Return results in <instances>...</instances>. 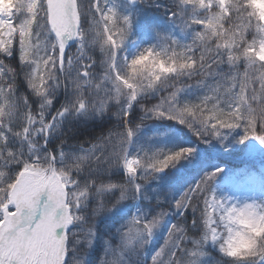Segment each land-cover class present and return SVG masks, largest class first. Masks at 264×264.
I'll return each mask as SVG.
<instances>
[{"label":"snow or ice","instance_id":"6c2138e0","mask_svg":"<svg viewBox=\"0 0 264 264\" xmlns=\"http://www.w3.org/2000/svg\"><path fill=\"white\" fill-rule=\"evenodd\" d=\"M149 3L160 7L157 0H128L126 13L108 0H5L0 5V56L17 54L18 43L20 64L30 66L24 81L31 92L20 98L19 120L5 119L15 105L6 111L0 107V264H86L97 218L126 207L124 201L147 198L149 181L195 152L144 151L129 158L139 124L109 134L115 150L102 167L87 165L95 146L80 156L53 149L51 141L67 115V108L53 113L55 93L66 91L74 77L102 85L103 111L112 101L121 104L118 115L125 125L141 96L162 89L159 103L143 109V120H175L201 143L225 149L234 133L235 143L256 141L264 147V0H172L168 20L181 34L191 30V42L157 33V44L129 60L121 50L133 32L131 9ZM212 39L214 51L203 43ZM72 43L75 51H68ZM97 50L106 52V59L98 60ZM185 76L196 77L195 85L204 89L194 102L180 100L191 86L180 83ZM15 78V70L0 61V82ZM6 95H15L14 86L0 87V98ZM32 97L39 98L38 109ZM79 107L85 109L83 101ZM120 168L125 176L114 182L111 174ZM222 172L206 173L157 211L158 197L151 215L141 212L121 224L118 243L104 241L98 264H127L128 253L142 254L170 208L181 219L169 226L150 264H201L209 244L219 247L226 264H264V180L258 199L241 201L217 190ZM189 209L195 238L184 222Z\"/></svg>","mask_w":264,"mask_h":264},{"label":"trees","instance_id":"16d2710c","mask_svg":"<svg viewBox=\"0 0 264 264\" xmlns=\"http://www.w3.org/2000/svg\"><path fill=\"white\" fill-rule=\"evenodd\" d=\"M3 1L5 3V0ZM12 2L13 0H7L8 4ZM157 3L160 7H155L151 5V3L145 5L147 11L150 10L157 15L152 16L144 12L140 14L139 22L134 23L133 35L126 41L124 48L121 50V54L136 38H140L141 44L140 49L134 50L136 54L144 47L152 45V37L155 36L154 33L158 30L159 24H161L163 20L168 19L166 10L171 7L172 0H157ZM108 4L120 11L118 8L120 5L119 0H108ZM255 23L256 21L253 20V24ZM14 47L17 50V54L6 57V61L19 71L23 66L19 62L18 43H15ZM68 51H75V44L70 45ZM94 55L97 56L98 60L101 59V55L98 52L94 53ZM97 71L102 73V67L98 65ZM184 79L187 82V77ZM17 93H24L25 96H31V92L27 88L22 75L17 78ZM203 93L204 89L197 87L195 84H191V86L181 94L180 100L182 102H194L198 97L202 96ZM163 95H165V92L161 89L141 96L139 100L132 105L127 125L122 122V119L118 115L121 111V104L116 103L110 104L108 111L104 115L98 117L82 115L73 117L71 114H68L62 119L59 132L55 139L51 141V147L55 149L60 144V140L64 139L66 143L60 146L63 151L79 153L81 144H83L85 148L89 147L90 145L87 142L96 140L98 136L123 131L126 126L135 128L136 125L139 124L140 127L136 130L133 138V155L137 153L142 154L144 151H148L149 153L157 150L175 152L182 148H194L195 152L189 156L188 159H182L175 167L170 166L164 171V178L159 177L164 179L163 181L155 179L146 184L144 193L147 198H144V196L140 197L136 215L141 212H147L151 215L153 212L151 205L157 204L158 197L160 203L156 210L158 211L159 207H167L189 186L198 182L206 173L215 171L217 168H222L223 172L217 176L216 183L222 182L225 178L229 177L235 169L249 168L252 164L249 158V150L251 147L258 153L256 159L264 162V147H261L256 141L235 143L234 141L238 139L235 133L230 137V140L233 142L229 143L227 149H225L216 142L201 143L189 128L175 120L165 118L143 120V109L159 103ZM68 98L69 94L60 90L54 100L53 113L56 109L60 108L62 104L67 102ZM31 104L34 109H38V98L32 97ZM164 135L172 137L170 140H173L174 146H165L164 144L155 146L153 144L155 141L160 143ZM124 176L125 172L122 168L114 169L111 174L114 182H118ZM135 202L136 200L124 201L122 204L126 207L118 209L107 216L97 218V238L93 246L88 250L86 264H98L106 251L105 240H110L113 244L118 243L116 229L132 218ZM92 203V201H89L90 207ZM169 211L170 214L166 217V220L159 229L154 232L151 242L143 250V253L133 254L130 252L126 255L125 259L127 264H150L154 253L163 245L169 226L178 219H181L179 214L173 209L170 208ZM191 220L192 213L189 209L184 214V222L189 228L190 234L195 238V236L198 235V231L192 229ZM191 243L192 241L190 239L188 241L189 246H191ZM204 252L205 255L201 257V260L207 259L210 264H226L228 258L224 257L213 244L207 245ZM145 254L147 255L146 258L144 257Z\"/></svg>","mask_w":264,"mask_h":264},{"label":"clouds","instance_id":"9594fccd","mask_svg":"<svg viewBox=\"0 0 264 264\" xmlns=\"http://www.w3.org/2000/svg\"><path fill=\"white\" fill-rule=\"evenodd\" d=\"M239 3L243 4L244 0H238ZM250 11V10H245ZM227 27V25H226ZM252 35L255 36V30H252ZM210 50L214 51L216 47V40H207L203 42ZM97 52L101 55V60L106 59L107 53L101 54L99 50ZM6 57L8 56H0V61H3L5 64L10 65L16 72V78L15 80L6 79L3 82H0V87H4L5 85L8 86H14L15 88V95H6L2 98H0V107H3V109L6 111L8 105H15V110L10 116H5V119H17L19 120L21 118V112H22V105L20 104V98L25 96L24 93H17V78L18 76L23 77L25 79V74L30 71L29 65H23L22 69L17 71V69L8 63L6 61ZM144 76L147 77V73H144ZM186 77V76H185ZM185 77L181 78L180 83H190L195 84L196 83V77H193L191 81L187 79V82L185 81ZM174 79V78H173ZM139 80V78H138ZM60 90L65 91L64 88H60L55 93V98ZM69 94V98L67 102L62 104L60 108H58L61 112L65 111V108H67V115L71 114L73 117L82 115V116H102L107 111H103V104L106 102V94L102 90V85H96L93 83H86L82 80H80L78 77H74L72 82L67 85V90L65 91ZM37 98V97H35ZM123 97H121V100ZM83 101L85 104V109L82 110L79 107L80 102ZM38 103H40V100L38 98ZM112 103H115V101H112ZM118 104V103H116ZM109 135H102L98 136L96 140L87 142L89 143V147H84L83 144L80 145V152L79 153H72V152H66L70 153L73 156H80L81 154L85 152H89L92 150L95 146L94 152H92V155L90 159L87 162V165L89 168H96V167H102L105 165V161H109L110 157L112 156L115 146L112 141L108 139ZM60 144L57 146L58 148H61L60 146L66 143V140L61 139ZM51 151V149H49ZM70 173L74 172L75 169L71 168L69 169ZM94 209H89V211H93ZM260 247L264 248V241L260 243Z\"/></svg>","mask_w":264,"mask_h":264},{"label":"rangeland","instance_id":"374dc122","mask_svg":"<svg viewBox=\"0 0 264 264\" xmlns=\"http://www.w3.org/2000/svg\"><path fill=\"white\" fill-rule=\"evenodd\" d=\"M257 3L260 2V0H256ZM4 2L3 0H0V5H3ZM120 11L121 13H126L127 10L129 9L128 7H123L120 6ZM144 7L140 6L136 10L131 9L130 14H135L138 13L140 14L141 12H146L144 11ZM157 15V14H156ZM138 22V19L135 20ZM157 33H160L161 35H173L175 38L179 39L181 43H190L191 42V30H189L188 33L186 34H181L178 29L175 28L173 24L169 22L168 19L163 20L161 24H159L158 30L154 33V37H152V45L157 44ZM137 42L132 45V49H135V46L137 45ZM137 47V46H136ZM122 56H125L128 58V49H125V51L121 54ZM172 137L169 135H164L163 140L158 143L155 141L153 144L156 146L159 144L162 145H172L173 140H170ZM133 147L131 148V151L129 153V158L131 156H134L133 153ZM256 153V152H253ZM252 153V154H253ZM254 156V154H253ZM264 174V165L262 163L257 162L254 167L246 168V169H235L232 174L225 178L222 182L216 183V188L217 190L221 193V195H229L233 198L239 199L241 201L245 200H252V199H258L260 196V183L263 180V175ZM159 181H163L164 179H161L157 177ZM222 233L225 231L223 227L221 226L219 229ZM215 247H219L217 245H214ZM201 264H210V262L207 259H202Z\"/></svg>","mask_w":264,"mask_h":264},{"label":"water","instance_id":"95a60500","mask_svg":"<svg viewBox=\"0 0 264 264\" xmlns=\"http://www.w3.org/2000/svg\"><path fill=\"white\" fill-rule=\"evenodd\" d=\"M124 1H126L128 3V0H124Z\"/></svg>","mask_w":264,"mask_h":264}]
</instances>
